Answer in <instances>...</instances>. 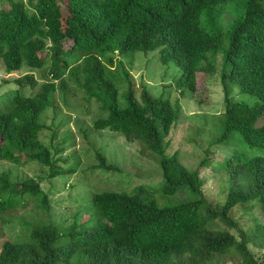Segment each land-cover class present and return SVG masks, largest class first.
Instances as JSON below:
<instances>
[{"label": "trees", "instance_id": "trees-1", "mask_svg": "<svg viewBox=\"0 0 264 264\" xmlns=\"http://www.w3.org/2000/svg\"><path fill=\"white\" fill-rule=\"evenodd\" d=\"M228 1L67 0L64 11L60 0H30V8L17 3L0 10V56L8 73L19 70L24 62L42 69L47 56L50 59L49 70H39L42 81L33 73L15 79L19 88L0 111V159L18 165L36 161L42 173L49 169V181L59 173L78 170V166L61 162L58 147L51 150L39 138L41 131L51 129L41 117L47 111V119L50 109L56 113L57 80L66 73L75 90L82 89L87 101L96 100L107 113L94 122L97 129L119 131L128 141L138 140L163 155L165 136L180 111L178 104L170 97L154 96L146 86L138 87L128 79L126 106H120L119 87L107 75L104 59L112 63L116 51L159 48L163 63L174 61L181 68L177 85L195 93L201 75L216 72L215 57L221 48V37L202 27V14ZM259 1L248 0L245 15L235 20L227 33L230 44L220 78L225 121L216 140L220 143L239 133L250 147L264 148V123L254 125L264 112V5ZM124 76L129 78L130 73ZM233 83L260 102L252 105L234 100ZM97 157V169L119 173V167L101 152ZM219 164L227 174L224 202L214 203L204 192L200 168L206 165L205 160L191 169L176 151L160 161V191L173 195L181 188L188 189L193 201L161 206L143 196L144 184L133 189L110 187L93 193L92 215L87 219L81 216L78 202L70 204L77 209L71 220L66 218L63 224L70 225L65 227L52 221L23 220V212L16 208L31 201L17 203V198H40L39 207L46 212L52 210L49 198L40 180L13 182L1 171L0 214L16 211L11 220L0 216L7 237L0 264H224L226 260L264 264V154L234 152ZM236 213L241 216L237 218ZM244 216L249 225L243 226ZM12 223L19 230H13ZM23 230L29 233V241L10 239L12 233L19 236Z\"/></svg>", "mask_w": 264, "mask_h": 264}, {"label": "rangeland", "instance_id": "rangeland-1", "mask_svg": "<svg viewBox=\"0 0 264 264\" xmlns=\"http://www.w3.org/2000/svg\"><path fill=\"white\" fill-rule=\"evenodd\" d=\"M60 2L65 11L67 0H60ZM17 3H24L27 8L31 7L30 0H0V10L9 9ZM259 3L264 5V0H260ZM247 5L248 0H229L223 4L220 3L215 9L204 10L201 25L221 37V48L216 53L217 55L209 54V56L216 55V72L201 75L202 83H198L195 93H192L189 88L177 85L181 68L174 61L168 64L163 63L160 59L159 48L150 51H128L121 54L116 51L112 55L114 58L112 63L108 62L107 58L104 59L107 75L114 79L119 87L120 106H126L125 95L129 84L128 79L138 87L146 86L154 96L170 97L174 104H178L180 111L170 132L165 136L163 155L150 151L138 140L128 141L126 136L119 131L110 128L97 129L94 122L107 116V113L102 112L101 104L96 100L87 101L85 92L82 89L75 90L67 73L63 78L57 80L58 109L56 113L50 109L47 119L45 117L47 111L41 117V122L51 129L41 131L39 138L44 140L45 145L51 150H56L58 147L60 152L57 156L61 162L68 167L78 166V170L59 173L49 181V169L42 173L35 166L38 163L36 161L18 165L0 159V172L6 171L11 181L38 179L41 181L42 191L49 198V203L52 206V210L49 212L39 207L40 198L37 199L30 195L21 199L17 198V203L31 201L26 207L16 208L19 213L23 212V220L28 217L32 223L52 221L65 227L70 225V223L63 224L66 218H68L67 221L71 220L77 209L70 204L77 202L82 208L81 216L83 219H87L92 215L93 193L110 187L133 189V187L139 188L144 184L146 188L142 192L143 196L154 199L161 206H173L193 201L195 197L188 189L181 188L173 195H165L160 191L163 183L160 161L163 156L171 155L176 151L179 153L180 160L191 169L197 168L205 160L206 165L201 166L200 170L205 179L204 192L206 196L214 203L226 199L223 189L227 174L221 170L219 163H223L225 158L234 152L247 156L264 154V148L250 147L239 133L232 134L222 143L216 141L223 133L225 121L224 91L220 84V78L224 67V55L230 44L227 33L229 26L245 15ZM221 11H223L222 15H220ZM49 65L50 59L47 56L46 64L42 69L31 68L24 62L19 70L8 73L5 69L4 59L0 56V111L7 106L19 88L15 82L16 78L33 73L37 79L42 81V73L39 70L48 71ZM125 72L130 73L129 78L124 76ZM50 78L52 77L50 76ZM65 81L67 83L63 84ZM231 90L234 100L247 101L252 105L260 102L257 96L239 91L236 83L232 84ZM137 96H140V92L137 93ZM200 98L204 99L203 102L198 101ZM64 118L71 121L61 122V119ZM263 123L264 112L254 125L259 126ZM98 152H101L110 164L119 167V173L110 172L107 174L103 169H97L95 166L100 162L97 157ZM66 158H68L67 163L64 161ZM204 206L202 212H204ZM16 210L5 211L0 216L11 220ZM254 214H258V211H254ZM240 216L237 214V218ZM248 220L249 218L244 216L243 226L250 224ZM12 226L13 230H19L13 223ZM9 229L12 227L10 226ZM5 232L2 219H0V251L7 239ZM233 232L239 236L236 230ZM18 235L12 233L9 238L12 241H29V233H24V230ZM224 264L238 263L236 260H226Z\"/></svg>", "mask_w": 264, "mask_h": 264}, {"label": "clouds", "instance_id": "clouds-1", "mask_svg": "<svg viewBox=\"0 0 264 264\" xmlns=\"http://www.w3.org/2000/svg\"><path fill=\"white\" fill-rule=\"evenodd\" d=\"M6 81V80H5Z\"/></svg>", "mask_w": 264, "mask_h": 264}]
</instances>
